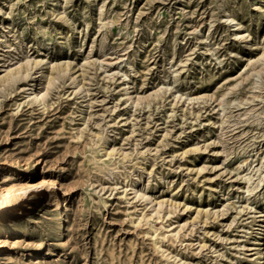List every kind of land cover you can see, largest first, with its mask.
<instances>
[{
    "label": "rangeland",
    "instance_id": "1",
    "mask_svg": "<svg viewBox=\"0 0 264 264\" xmlns=\"http://www.w3.org/2000/svg\"><path fill=\"white\" fill-rule=\"evenodd\" d=\"M263 57L264 0H0V264H264Z\"/></svg>",
    "mask_w": 264,
    "mask_h": 264
},
{
    "label": "bare ground",
    "instance_id": "2",
    "mask_svg": "<svg viewBox=\"0 0 264 264\" xmlns=\"http://www.w3.org/2000/svg\"><path fill=\"white\" fill-rule=\"evenodd\" d=\"M264 58V57H263ZM264 60V59H263ZM264 62V61H263ZM40 187H49V188H52L54 187V182L51 181V180H42V182L40 183ZM37 188H39L38 186L36 185H32V184H29L27 186H24V187H17L15 190H12V192H16L19 196L21 197H25V194L27 192H29L30 190H36ZM11 192V189H9L8 191H3V192H0V205L4 206L9 204L8 201H6V198L8 196H10V194L12 193ZM12 195V194H11ZM9 199V198H8ZM55 201V200H54ZM53 200L51 201V203L54 202ZM16 202V201H15ZM16 205V204H15ZM54 205V204H53ZM9 206V205H8ZM13 206V205H11ZM66 214V213H65Z\"/></svg>",
    "mask_w": 264,
    "mask_h": 264
}]
</instances>
